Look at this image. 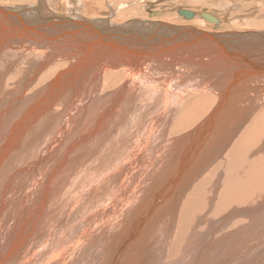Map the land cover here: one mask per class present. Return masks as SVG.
<instances>
[{
  "label": "bare ground",
  "instance_id": "1",
  "mask_svg": "<svg viewBox=\"0 0 264 264\" xmlns=\"http://www.w3.org/2000/svg\"><path fill=\"white\" fill-rule=\"evenodd\" d=\"M129 1L0 7V264H112L125 242L136 250L127 264H147L150 247L156 264L177 218L169 264L185 251V264H240L255 247L244 235L257 228L258 203L243 207L264 194V4L229 1L232 20L172 8L234 30L221 35L170 27L155 19L173 17L164 11L118 9ZM76 2L86 18L115 17L81 20ZM207 37L221 48L195 44ZM205 199L217 202L202 208ZM219 217L231 228L206 254L211 233L198 229Z\"/></svg>",
  "mask_w": 264,
  "mask_h": 264
},
{
  "label": "rangeland",
  "instance_id": "2",
  "mask_svg": "<svg viewBox=\"0 0 264 264\" xmlns=\"http://www.w3.org/2000/svg\"><path fill=\"white\" fill-rule=\"evenodd\" d=\"M229 1H230V3L232 1V3L230 4V5H232L233 3L234 4L237 3L239 0H222V1L217 2V5L216 6L213 4V1L212 0H138V1H131L130 0L128 3H126V5L123 4V5H125L124 7H121L122 6L121 5L118 9L119 10L120 9L123 10V9H126V7H133L135 5H139L140 6V12L142 14H145V15H149L151 12H154V10H156V11H164V12H167L168 14L173 15V17H168L167 18V16L166 17L164 16V19L163 18L161 19L160 17L155 18V19L156 20L158 19V20H161V21L166 22L170 27L174 26V27H177L178 29L179 28H182V27H186V28L188 27L189 29H192L193 28V29H199V30H202V31L205 30L207 32L218 33V34L221 33V35H223L224 33L232 32L234 30H232V31H229L228 30V31H223V32L210 31L209 28H206L204 26L205 23L200 22L199 20H196V21L186 20V19L182 18L181 16H179L178 14H176L174 11H172V8L173 9H175V8H181L182 9L183 8V9H186V10H191V11L194 10V11H199V12L206 10L209 13H215L216 15H218L221 18H224L225 20H232L233 17L230 15L231 13H229L227 11V9H226L227 6H228V4H229ZM254 1H258V0H254ZM254 1H253V3H254ZM259 1L264 4V0H259ZM240 2H241V0H240ZM1 4H0V7L4 8V9H5V7H9V5H6L5 4V0H4V3H1ZM19 5H24V3H21ZM27 5H29V4H27ZM32 5H33V3H32ZM237 5L238 4H235L234 6H237ZM22 7H24V6H22ZM214 7H216V8H214ZM6 9L8 10V8H6ZM214 9H216V10H214ZM81 10L82 9H81L79 3L76 2L75 5H74V7H73V13H75V15L76 14L77 15H80V19L81 20L84 19V20H86L88 22H91V23H92L91 20H95V21H93L94 23H99V21L102 20L103 16L105 18H109V20H110L109 22L113 21V19L115 17V15L112 16L111 18L109 16L103 15V14H108V11H107V12H104V13L103 12H100L99 15H98L99 17L97 16V17H93V18H90V17H87L86 18L85 15H83V13L81 12ZM253 11L255 13L258 12L259 11L258 7L256 6V8ZM247 12H250V10L247 11ZM75 15L74 14L71 15L70 18H73V19L77 18V16H75ZM148 17H151V16H148ZM135 18H137V19L138 18H140V19H146L145 17H142L141 18L140 16L135 17ZM149 19H152V17L149 18ZM167 19H168V21H167ZM172 19H173V21H172ZM124 22H126V21H123V22L118 21L116 23L112 22L114 24H112V23H109V24H111L112 27H113V25H114V27H116L117 25H122ZM94 23H92V24H94ZM100 23H99V25L102 26V24H100ZM105 28H108V27H105ZM204 28H206V29H204ZM245 31H247V30H245ZM251 31L257 32L258 30H251ZM136 34H139V36H142V34L139 33L138 31L136 32ZM146 35H149V36L154 35L155 37L157 36V38L159 40L163 41L162 37H160V35H158L157 33L146 32ZM175 35H176V33H173V34L172 33H167L164 38L165 39H168V37H170V38L172 37V38H174V40H175V42L177 44H180L181 41L175 39ZM187 36L188 35H183V37H185V38ZM143 38H145V37H143ZM187 38H189V37H187ZM200 38H205V37L202 36ZM240 38L243 39L244 37H240ZM163 42H161V44H163ZM170 42H172V40ZM259 42H261V44H259V43L258 44L261 45V48L263 47L262 49L264 50V37L259 38ZM201 43H208V45H206V47H217V48H221V46L218 44V42H216L214 39H209L208 37H207V42H206V39H203L202 42L199 41L198 43H195V44H197L199 46V44H201ZM216 44H217V46H215ZM258 44H256V45H258ZM70 47H72V46H70ZM179 47L182 48V46H180V45H179ZM184 47H186V46L183 45V48ZM199 47L201 48L202 46L200 45ZM230 49H232L233 51H236L233 48H230ZM72 50H73L74 53L78 52V49L77 48H72ZM256 50H258L257 47L254 48L252 51H256ZM262 56H263V53H262ZM21 63H23L25 65V67H26L25 62H21ZM54 65L55 64H53L49 68H53ZM208 65H209V63H208ZM249 74L258 75V68H257V71L255 69L249 70ZM199 79L200 78H196V81L197 82H200ZM263 98H264V96H263ZM180 113L178 114V119L179 120H181V117L179 118ZM177 123H178V120H177ZM176 128H178V127H176ZM238 139H240V137ZM236 141H238V140H236ZM233 145H234V143L232 144V146ZM263 153H264V151H262V154ZM206 193H207V196H210L212 194L211 191H206ZM197 199L198 200H196V202H193L192 203L193 205H196L199 201H201V199H203V197L201 195H198L197 196ZM216 202H217V200H215L214 202H210V199H205L204 200V203L202 205V208H207V207L210 208L211 206L215 205ZM256 203H258V221H257V228L255 229V232L254 233H252V234H245L244 235L245 237L243 236L244 237V241L247 243L248 240H249V238H247L246 235H251L252 236L251 242H248L247 246L248 245H251V244H254L255 247L248 254L244 252V257H243V259H242V261H241L240 264H245V263L246 264H264V194H258V199L256 200V202H254V200H253L250 204H248L247 206H244L243 208H246V207H248V206H250L252 204H256ZM180 208H182V206H180ZM179 215H180V212H179ZM209 219H211V218H209ZM213 219L216 220V218H213ZM146 220L144 221V222H146L145 224H147L146 227L148 229H150V220H148V219H146ZM179 220H180L179 218L176 219V224H175L176 229H174L175 234L171 238V243L169 244V246L167 248L163 249V252L164 253H161L159 256H156V258L158 259L157 260L158 262L156 264H158L159 262H160V264H169L167 262L170 261L169 260L170 259L169 255L171 253L172 244L174 243L176 231H177V228H178V225H179ZM258 224H259V226H258ZM207 228L209 229V231L211 233V236H210V243L203 250L204 253H206V254L212 253L214 251V249L219 244H221L224 241V238L222 237V235L225 234L231 228V225H227L226 224V221L223 220V219H221V217H219L218 218V221L215 222V223H213V224L204 222L203 225L198 230H203V229H207ZM147 251H148L147 252V258L145 259V262L147 264H149L151 262V259H152V256H153L154 253H153V250L151 249V247L148 248ZM135 252H136V250H135L134 246L132 244H130V242L129 243L128 242H125L124 245H123V247L119 250L118 257L115 259L116 261H114L112 264H117V263L118 264H127L130 260L132 261L134 259ZM180 253L181 252H179V254ZM185 253H186V251L182 255H179V262H178V264H185L186 258H183V255ZM237 253H238V248L237 249H232V250L224 253L222 255V257L220 258V261L223 262V261L231 260V258L233 256H235ZM163 255H165L167 257H165ZM187 255H188V257H191L190 256V253H188ZM163 260H165V261L167 260V262H165ZM204 263L205 264H210L208 260L204 261ZM187 264H202L201 257L198 256V257L194 258L193 260H190Z\"/></svg>",
  "mask_w": 264,
  "mask_h": 264
}]
</instances>
